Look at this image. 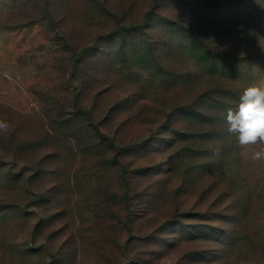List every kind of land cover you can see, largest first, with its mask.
<instances>
[{"label":"rangeland","instance_id":"rangeland-1","mask_svg":"<svg viewBox=\"0 0 264 264\" xmlns=\"http://www.w3.org/2000/svg\"><path fill=\"white\" fill-rule=\"evenodd\" d=\"M262 82L264 0H0V264H264Z\"/></svg>","mask_w":264,"mask_h":264},{"label":"clouds","instance_id":"clouds-1","mask_svg":"<svg viewBox=\"0 0 264 264\" xmlns=\"http://www.w3.org/2000/svg\"><path fill=\"white\" fill-rule=\"evenodd\" d=\"M226 131L235 136L238 146L252 151V161L264 160V82L246 87L239 96L235 107H230L225 115ZM10 124L0 120V135L10 131Z\"/></svg>","mask_w":264,"mask_h":264},{"label":"trees","instance_id":"trees-1","mask_svg":"<svg viewBox=\"0 0 264 264\" xmlns=\"http://www.w3.org/2000/svg\"><path fill=\"white\" fill-rule=\"evenodd\" d=\"M150 25H151V20L149 18H147L143 23L132 24V25H129V26H123V29L126 30V31H135V32L145 31V29H149L151 27ZM212 55L213 56H217V54H215V53H213Z\"/></svg>","mask_w":264,"mask_h":264}]
</instances>
